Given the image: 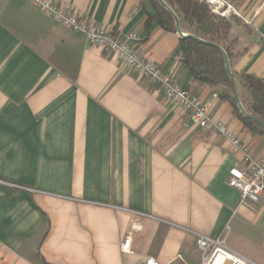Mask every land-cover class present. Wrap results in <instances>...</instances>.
<instances>
[{"label":"crops","instance_id":"1","mask_svg":"<svg viewBox=\"0 0 264 264\" xmlns=\"http://www.w3.org/2000/svg\"><path fill=\"white\" fill-rule=\"evenodd\" d=\"M54 1L136 32L150 61L213 101L211 116L264 159V135L228 98L234 85L195 80L178 32L155 21L146 28L150 0ZM232 2L247 19L232 28L234 69L264 79V0ZM233 167L245 164L232 144L156 84L32 0H0V264H170L180 254L200 264L197 236L224 232L232 250L264 264V207L240 201L228 184Z\"/></svg>","mask_w":264,"mask_h":264},{"label":"built area","instance_id":"2","mask_svg":"<svg viewBox=\"0 0 264 264\" xmlns=\"http://www.w3.org/2000/svg\"><path fill=\"white\" fill-rule=\"evenodd\" d=\"M32 2L38 10L56 22L85 34L92 45L112 53L137 76L156 84L165 99L188 113L199 128L229 141L234 153L239 154L245 164L244 168H231L228 177L229 186L239 191L241 202L260 203L264 207V159L255 158L250 144L244 142L228 124L211 116L213 101L194 94L178 83L172 75L150 61L137 46L140 36L136 32L123 34L113 25L104 26L90 22L70 7L54 0H32ZM207 3L214 13L222 17L230 18L233 15L242 17L232 0H207ZM214 97L217 95L215 94ZM134 228L141 227L138 224ZM226 237V232L215 237L202 234L197 236L196 246L201 253L200 264H250L246 257L227 245ZM131 242L129 234L122 243V249L130 251ZM143 264L163 263L154 257H149ZM170 264L190 263L180 254Z\"/></svg>","mask_w":264,"mask_h":264},{"label":"trees","instance_id":"3","mask_svg":"<svg viewBox=\"0 0 264 264\" xmlns=\"http://www.w3.org/2000/svg\"><path fill=\"white\" fill-rule=\"evenodd\" d=\"M155 8L154 13H148L146 28L152 21L157 22L167 31L177 32L175 20L158 0H150ZM181 20V25L190 33L204 39L201 42L192 38L182 39L180 49L182 59L193 78L211 86L227 84L233 86L225 64L221 46L227 53L232 72L238 85L239 97L248 112L264 121V79L234 69L235 42L231 37L236 16L222 17L214 13L207 0H165ZM238 4H241L239 2ZM186 26V27H185ZM236 116L252 131L264 135V127L244 116L235 95L229 96Z\"/></svg>","mask_w":264,"mask_h":264},{"label":"water","instance_id":"4","mask_svg":"<svg viewBox=\"0 0 264 264\" xmlns=\"http://www.w3.org/2000/svg\"><path fill=\"white\" fill-rule=\"evenodd\" d=\"M159 3L167 10L169 11L174 20H175V24H176V28H177V32L180 36L181 39H188V38H192V39H195V40H198V41H201V42H206L204 39L198 37V36H195L194 34L192 33H186L182 30L181 28V20L180 18L178 17V15L175 13V11L168 5V3L165 1V0H158ZM221 51L223 52V55H224V58H225V64H226V70H227V73L230 77V79L233 81V85L235 87V90H236V97L238 99V105L240 107V110L241 112L244 114V116L250 118L251 120H253L254 122L260 124L261 126L264 127V121L261 120L260 118L252 115L250 112H248L246 110V108L243 106L241 100H240V97H239V90H238V85L236 83V80L234 78V75H233V72H232V68H231V64H230V59L226 53V51L219 45H217Z\"/></svg>","mask_w":264,"mask_h":264},{"label":"rangeland","instance_id":"5","mask_svg":"<svg viewBox=\"0 0 264 264\" xmlns=\"http://www.w3.org/2000/svg\"><path fill=\"white\" fill-rule=\"evenodd\" d=\"M235 6L238 8V6L235 4ZM239 9V8H238ZM239 11H240V9H239ZM240 13H241V16L242 17H238V16H236L239 20H242L243 22H245L246 23V17H245V15L243 14V11H240ZM233 16H235V15H233ZM232 17V16H231ZM186 27V26H185ZM236 54V53H235ZM133 72V71H132ZM134 73V72H133ZM135 74V73H134ZM136 75V74H135ZM137 76V75H136ZM137 77H139V76H137ZM139 78H141V77H139ZM143 79H145V78H143ZM147 80V79H146ZM149 81V80H148Z\"/></svg>","mask_w":264,"mask_h":264}]
</instances>
